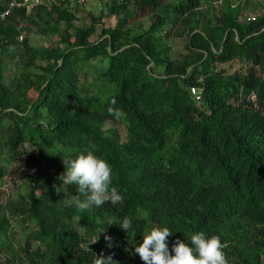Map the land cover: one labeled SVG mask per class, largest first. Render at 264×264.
Wrapping results in <instances>:
<instances>
[{"label":"trees","instance_id":"16d2710c","mask_svg":"<svg viewBox=\"0 0 264 264\" xmlns=\"http://www.w3.org/2000/svg\"><path fill=\"white\" fill-rule=\"evenodd\" d=\"M13 1L22 0H0V13ZM66 1L41 0L29 14L21 6L0 18V152L14 156L29 142L61 174L65 160L91 149L111 164L115 193L100 207L79 208L56 191L60 174L28 173L29 193L12 212L36 229L0 264H98L99 256L126 264L154 226L173 231L170 249L177 237L204 231L226 244L229 264H264V12L242 21L249 0H113L107 8L117 24L92 40L102 15L76 26ZM178 24L186 52L174 58L166 36ZM28 25L58 42L36 46ZM10 54L20 68L6 82ZM99 58L88 82L81 72ZM235 60L244 71L217 67ZM107 121L123 124L126 137L105 129ZM6 173L0 161V183ZM124 218L129 233L116 224ZM10 226L0 204L2 254Z\"/></svg>","mask_w":264,"mask_h":264},{"label":"rangeland","instance_id":"374dc122","mask_svg":"<svg viewBox=\"0 0 264 264\" xmlns=\"http://www.w3.org/2000/svg\"><path fill=\"white\" fill-rule=\"evenodd\" d=\"M112 1L113 0H67L66 6H68V8L72 10L76 15V20L74 21L76 26L87 27L92 22V16L102 15V21L100 24H97L96 33L91 37L92 40H96L99 38L104 26L112 27L117 24L118 17L110 14L107 8V6ZM211 1L213 2L214 6H220L222 3V0H210V2ZM233 1L235 4H237L240 0ZM28 3H30V1H28ZM30 6V4L26 6V14H29L33 9ZM131 6H133V3H131ZM205 6L206 3H203V7ZM263 12L264 0H249L248 4L244 5L243 7L240 19L242 21H248V16H260ZM150 18L151 17H141V21L145 26H147V24L150 23ZM28 26L29 34L32 38V43L36 46H49L58 42V37L56 35H42L34 29V26ZM129 26L133 29V33L139 31L133 26V20H130ZM179 27L180 24L176 25L175 29L171 30L170 35L166 36V40L171 46L170 55L174 58H181L182 54L186 52L187 37L177 35L176 30ZM6 48H10V46L7 45ZM91 64H93V66L89 69L88 72H81L82 78L86 79L88 82H94L95 77L98 76L96 66L98 64H101V59L99 58L96 61H92ZM4 66L5 80L6 82H10L20 68L17 56H15L14 54H10L8 56V61ZM217 67L224 68L228 74L235 71H244L245 68L242 62L236 60L228 63L218 64ZM163 70L164 67H160L157 71L161 73ZM108 128L116 129L120 132L122 138L126 137V130L123 124L113 121H107L105 124V129ZM29 158L31 159V161L28 160ZM0 161L2 164L7 166V173L0 183V204L6 207L11 223L9 229V237L7 240L8 246L3 252L4 255L0 252V262H4V257L7 256V254H9L11 251H13V249L20 250L24 246L26 234L31 230L36 229L35 225L27 226L19 214L12 212V210L14 209V205L22 204L24 202V198H22V196L27 197L29 193L30 186L26 178L27 174L31 172L33 166L35 165H37L38 170H42L47 174L57 176L58 174H60V172H57L54 168L48 166L43 156L39 155L36 147L29 142L23 143V145H21L19 148V152L14 156H10L8 153L1 151ZM32 186L36 187L37 193L40 194L39 182L37 180H35V183H33ZM61 188L66 194L67 202L76 200V195L73 192L71 185L62 186ZM78 227L82 231L84 230L83 224L80 223V221L78 223ZM36 244L37 243L34 242V246H36ZM128 247L130 246L128 245ZM132 249V247L129 248L130 253L129 255H126V257L124 256L126 261L123 260V262H125L126 264H141L136 255L133 254Z\"/></svg>","mask_w":264,"mask_h":264},{"label":"clouds","instance_id":"9594fccd","mask_svg":"<svg viewBox=\"0 0 264 264\" xmlns=\"http://www.w3.org/2000/svg\"><path fill=\"white\" fill-rule=\"evenodd\" d=\"M113 103H115L113 101ZM108 112L116 119L123 117V112L109 108ZM66 169L58 175L60 183L55 185L56 191L62 192V186H76L77 190L86 194V200H75L71 203L79 208L100 207L110 198L109 192L115 193L113 170L111 164L96 155L91 149H84L71 160H65ZM119 198L113 195L111 202ZM118 224L126 232L133 229L131 219L124 218ZM173 231L167 226H154L143 233L140 242L133 247V254H138L144 264H229L224 252L226 244L219 236H209L204 231L194 232L169 247V237ZM110 239V238H109ZM93 241L92 243H94ZM98 264H113L111 256L103 257Z\"/></svg>","mask_w":264,"mask_h":264},{"label":"built area","instance_id":"2783aa9c","mask_svg":"<svg viewBox=\"0 0 264 264\" xmlns=\"http://www.w3.org/2000/svg\"><path fill=\"white\" fill-rule=\"evenodd\" d=\"M30 1V3H28ZM41 0H22L20 2L13 1L11 2L10 6L7 7L3 12L0 13V18L5 19L8 15L11 14L14 7H21V6H27L30 4V7H34L37 4H39ZM28 3V4H27ZM257 18L256 15H250L248 16V21L255 20ZM191 92L194 94L195 98L199 100L201 98V90L197 87H191ZM39 172L37 165L33 166L30 173L37 174ZM6 189V188H5Z\"/></svg>","mask_w":264,"mask_h":264}]
</instances>
